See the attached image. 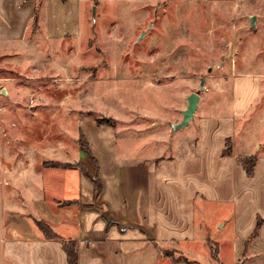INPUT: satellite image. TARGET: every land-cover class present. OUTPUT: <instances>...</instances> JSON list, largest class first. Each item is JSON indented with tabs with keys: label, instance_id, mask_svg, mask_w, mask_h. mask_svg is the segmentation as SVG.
Wrapping results in <instances>:
<instances>
[{
	"label": "rangeland",
	"instance_id": "1",
	"mask_svg": "<svg viewBox=\"0 0 264 264\" xmlns=\"http://www.w3.org/2000/svg\"><path fill=\"white\" fill-rule=\"evenodd\" d=\"M8 2L0 0V7L10 12L14 5ZM15 4L20 32L0 38V264H17L8 256L7 237L28 238L35 229L47 237L37 224L41 220L51 227L47 219L55 215L45 166L53 147L78 151L82 118L117 127L121 143H141L168 130L166 119L182 120L187 97L198 90L201 77H206L201 97L216 93L222 99L204 98L197 113L229 98L235 71L264 73V0ZM6 33L0 30V36ZM208 80H224L223 92L219 85L207 88ZM252 110L238 128L241 146L259 137L264 142V77L260 102ZM180 138L179 131L165 133L166 145ZM219 212L212 211L213 225ZM250 243L241 264L252 258ZM19 247L22 264H28L29 244ZM214 249L219 250L212 248L210 264H222ZM165 251L179 264H204L174 245Z\"/></svg>",
	"mask_w": 264,
	"mask_h": 264
},
{
	"label": "crops",
	"instance_id": "2",
	"mask_svg": "<svg viewBox=\"0 0 264 264\" xmlns=\"http://www.w3.org/2000/svg\"><path fill=\"white\" fill-rule=\"evenodd\" d=\"M15 1L8 2L14 5L10 12L0 7V30L7 32L0 38L20 32ZM4 18L17 29L7 28ZM263 77V71H235L226 101H217L211 111H196L177 130L171 124L178 120L166 119V132H156L141 143H121L117 127L84 117L79 137L86 139L94 159L79 139L78 151L71 154L68 145L53 147L54 158H48L45 167L55 215L47 221L56 233L78 242L79 264H159L162 260L179 264L165 254L166 245H174L194 263L210 264L212 243L218 245L222 264H241L255 230L249 249L252 258L244 264L264 262V142L259 143V137L245 146L237 143L240 123L251 117L260 102ZM214 85L223 92L224 80L219 84L208 80L207 88ZM213 94L204 98H221ZM178 131L181 138L166 145L165 133L170 137ZM228 139L231 151L225 153ZM251 155L256 162L248 174L243 161ZM96 171L102 181L99 194L90 176ZM214 208L220 210L215 225ZM35 231L28 238H6L10 259L24 262L19 244L25 243L30 250L28 264H69L60 241Z\"/></svg>",
	"mask_w": 264,
	"mask_h": 264
},
{
	"label": "trees",
	"instance_id": "3",
	"mask_svg": "<svg viewBox=\"0 0 264 264\" xmlns=\"http://www.w3.org/2000/svg\"><path fill=\"white\" fill-rule=\"evenodd\" d=\"M98 122L101 123V120H98ZM82 140H84V143L81 142ZM80 142H81L83 149L89 153V155L92 159H94V157L92 156V154H91V152L87 146V141L83 136L81 137ZM230 151H231V140L228 139L227 146H226V149L224 150V152L230 153ZM243 162H244V165L246 167L248 174H252L254 171L256 156L255 155L248 156L247 158H245V160ZM90 176L96 185L95 192H96V194H99L100 191L102 190V181L100 180L97 171L94 174H90ZM38 225L41 229L44 230V233L47 235L48 238H52V239L60 241V243L62 244V247L66 251L69 264H79V247H78V242L76 240L65 239L63 236L56 233L47 223H44L42 221H39ZM255 232L257 233V231L255 230L253 232L252 236L248 239L247 245L250 243L251 238L253 236H255ZM216 247L218 248V245L212 243V248H216ZM217 251L218 250H215V249L213 250V253L215 252L214 255L217 254ZM165 254L169 255L172 258V261L174 263L179 262V260L174 258V256H172L169 252L165 251ZM244 258H246L245 255H244Z\"/></svg>",
	"mask_w": 264,
	"mask_h": 264
},
{
	"label": "water",
	"instance_id": "4",
	"mask_svg": "<svg viewBox=\"0 0 264 264\" xmlns=\"http://www.w3.org/2000/svg\"><path fill=\"white\" fill-rule=\"evenodd\" d=\"M252 22L255 21L254 18H251ZM206 77H201L200 80V87L198 88L197 91L191 92L188 97H187V107L182 111L183 113V118L180 122L178 123H172L171 128L173 130H177L179 128L185 127L190 120L193 119L195 112L198 109L199 106V101L201 98L200 92L204 88V83H205Z\"/></svg>",
	"mask_w": 264,
	"mask_h": 264
}]
</instances>
